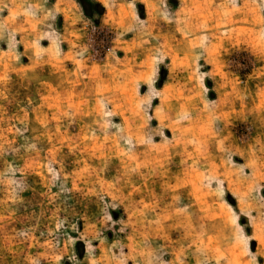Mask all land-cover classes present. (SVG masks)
I'll return each mask as SVG.
<instances>
[{"label":"rangeland","instance_id":"374dc122","mask_svg":"<svg viewBox=\"0 0 264 264\" xmlns=\"http://www.w3.org/2000/svg\"><path fill=\"white\" fill-rule=\"evenodd\" d=\"M0 0V264H264V0Z\"/></svg>","mask_w":264,"mask_h":264},{"label":"trees","instance_id":"16d2710c","mask_svg":"<svg viewBox=\"0 0 264 264\" xmlns=\"http://www.w3.org/2000/svg\"><path fill=\"white\" fill-rule=\"evenodd\" d=\"M76 2L81 6L86 18L92 19L94 16L100 17L104 14L102 5L94 0H76Z\"/></svg>","mask_w":264,"mask_h":264}]
</instances>
